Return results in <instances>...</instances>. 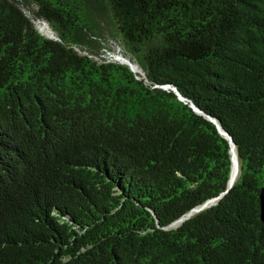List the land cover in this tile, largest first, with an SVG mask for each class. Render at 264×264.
<instances>
[{
	"label": "trees",
	"instance_id": "trees-1",
	"mask_svg": "<svg viewBox=\"0 0 264 264\" xmlns=\"http://www.w3.org/2000/svg\"><path fill=\"white\" fill-rule=\"evenodd\" d=\"M263 186L264 0H0V264H264Z\"/></svg>",
	"mask_w": 264,
	"mask_h": 264
},
{
	"label": "rangeland",
	"instance_id": "rangeland-1",
	"mask_svg": "<svg viewBox=\"0 0 264 264\" xmlns=\"http://www.w3.org/2000/svg\"><path fill=\"white\" fill-rule=\"evenodd\" d=\"M27 13V12H26ZM28 14V13H27ZM34 24H35V26L38 28V30L43 34V35H45V36H47V37H51V38H53V33H52V31L50 30V28L48 27V25L46 24V23H44V22H41V21H34ZM43 26H42V25ZM48 29V30H47ZM43 32H45V33H43ZM47 32V33H46ZM49 33V34H48ZM48 34V35H47ZM53 35V36H52ZM109 44H110V46H111V50L110 51H105V50H103L102 49V52H100V55L102 56V57H105V58H108V59H113V60H115V55L116 54H119L120 52H122V50H121V48H119V46L115 43V42H113L112 40H110L109 41ZM215 202H217L216 201V199H213V200H211L210 202H207V204L206 205H204L203 207H207V206H210L211 204H214ZM193 212H197V210L195 211H193Z\"/></svg>",
	"mask_w": 264,
	"mask_h": 264
},
{
	"label": "bare ground",
	"instance_id": "bare-ground-1",
	"mask_svg": "<svg viewBox=\"0 0 264 264\" xmlns=\"http://www.w3.org/2000/svg\"><path fill=\"white\" fill-rule=\"evenodd\" d=\"M43 33H45V32H43ZM115 59L118 60V61H121L123 63H128L135 72L141 71L139 65L137 63L131 61L129 58H127V56L125 57L122 54H116L115 55ZM231 154H232V164H231V172H230L229 184H232L234 182V180H235V178L237 176V173H238V162H236L237 161V156H236V151H235V149L233 147H232Z\"/></svg>",
	"mask_w": 264,
	"mask_h": 264
},
{
	"label": "water",
	"instance_id": "water-1",
	"mask_svg": "<svg viewBox=\"0 0 264 264\" xmlns=\"http://www.w3.org/2000/svg\"><path fill=\"white\" fill-rule=\"evenodd\" d=\"M128 64V63H126ZM129 65V64H128ZM130 66V65H129ZM130 68L132 69V67L130 66ZM133 70V69H132ZM134 71V70H133ZM230 145H231V152H232V147H234V144L232 142H230ZM231 184H229L228 182V187H230ZM259 199H260V206H261V219L264 221V186L262 187V189L260 190V193H259ZM211 200L213 199H210V200H207L204 204L198 206V207H195L193 208L190 212H188L184 217H187L188 215H190L191 212H193L194 210H199L200 208H202V206L206 205L207 202H210Z\"/></svg>",
	"mask_w": 264,
	"mask_h": 264
}]
</instances>
